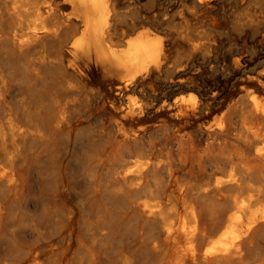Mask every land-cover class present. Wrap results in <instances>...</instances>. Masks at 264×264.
<instances>
[{"label":"bare ground","instance_id":"obj_1","mask_svg":"<svg viewBox=\"0 0 264 264\" xmlns=\"http://www.w3.org/2000/svg\"><path fill=\"white\" fill-rule=\"evenodd\" d=\"M0 3L3 4L0 6V42L5 43V49H0V63L15 80L12 91L18 96L15 105L2 107L0 116L1 218L5 214V202L18 197L27 184L26 173L18 167L20 141L41 136L45 123L54 121L55 125H61L65 121L71 104L67 96L74 90L66 71L77 73L81 62L100 66L119 74L122 87L128 90L139 76L162 66L166 49L161 35L145 27L126 37L124 46H118L124 30L117 26L120 14L116 0H62L61 6L70 8L66 14L59 11L57 0H0ZM31 47H36L40 56L36 61L20 63V56ZM65 55L70 57L67 63ZM41 64L49 72L47 79L56 68L63 67V71L59 70L60 81L50 83L42 78L37 67ZM235 64L239 65V61ZM6 77L0 73V104L5 102L10 88ZM56 89L60 93H56ZM191 93L166 105L178 108L176 121L183 123V129H191L197 122L196 129L207 135L203 153L209 158V169L199 164V176L180 180L169 168L166 180L149 181L144 175V167L149 164V156L145 159L143 155L147 149L143 152L141 148L144 162L135 158L134 152L117 159L112 174L117 196L105 198L118 208L116 228L119 224L122 233L117 236V229L112 231L104 220L97 230L100 239L88 248V254L81 253L76 259L54 264H264V101L250 90L206 124L201 120L209 116L211 107L199 101L196 93ZM133 100L131 98L126 106L125 119L142 112L133 105ZM236 112L241 115L237 122H232L230 117ZM5 182L13 190L10 195L2 187ZM105 192L108 195L109 191ZM127 240L134 250L125 246ZM42 253L38 250L30 253V264H45Z\"/></svg>","mask_w":264,"mask_h":264},{"label":"rangeland","instance_id":"obj_2","mask_svg":"<svg viewBox=\"0 0 264 264\" xmlns=\"http://www.w3.org/2000/svg\"><path fill=\"white\" fill-rule=\"evenodd\" d=\"M179 1L116 0L120 14L117 26L124 30L118 46H124L122 43L126 37L144 27L161 35L165 42L163 67L139 76L130 89L122 87L119 74L100 66L81 62L77 73L66 71L74 88L67 96L71 101L68 117L61 125H55L54 121L45 123L41 135L45 137L20 141L22 149L18 167L26 173L27 184L18 197L5 202V214L0 218V264H30L29 254L36 250L43 252L45 264L71 261L78 254H88V248L99 241L97 230L104 220L115 232L118 208L106 198L117 196L112 174L116 160L128 156L129 152H134L135 158H140L141 162L149 156V164L144 167L145 178L149 181L155 178L166 180L169 170H173L174 177L181 180L186 176H199V164L209 169V158L203 153L207 135L196 129L197 122L191 129L182 128L183 123L176 121L178 108L166 105L174 99L196 93L199 101L211 107L209 116L201 120L206 124L214 121L250 90L264 101V0ZM61 3L62 0H57L59 11L68 13L70 8L62 7ZM4 46L5 43L0 42V49H5ZM64 49L67 50V47ZM39 56V50L31 47L20 56L19 61L26 64L32 59L36 61ZM67 59L70 57L65 55L66 63ZM232 60H235L234 63ZM236 61L239 65L235 64ZM37 67L41 77L47 79L49 72L45 65ZM63 69L56 68L47 80L50 83L60 81L59 70ZM0 73L7 76L10 86L5 102L0 104L1 116L2 107L15 105L18 96L12 91L15 80L1 63ZM32 81L35 79L32 78ZM55 91L60 93L58 89ZM131 98L135 100L133 105L142 112L125 119L126 106ZM240 115L241 112L233 113L230 120L237 122ZM146 149L147 154H143ZM2 187L9 195L13 193L6 182ZM105 191H109L108 195ZM73 194L76 196L73 197ZM115 233L117 236L122 233L119 224ZM129 241L125 242V246L134 250ZM81 243L84 247L80 246Z\"/></svg>","mask_w":264,"mask_h":264}]
</instances>
